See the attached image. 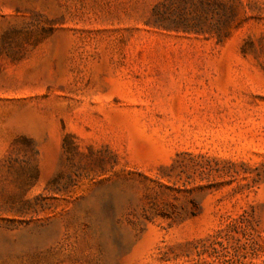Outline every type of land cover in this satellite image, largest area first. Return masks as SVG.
I'll return each instance as SVG.
<instances>
[{"label": "rangeland", "instance_id": "1", "mask_svg": "<svg viewBox=\"0 0 264 264\" xmlns=\"http://www.w3.org/2000/svg\"><path fill=\"white\" fill-rule=\"evenodd\" d=\"M0 264H264V0H0Z\"/></svg>", "mask_w": 264, "mask_h": 264}, {"label": "trees", "instance_id": "2", "mask_svg": "<svg viewBox=\"0 0 264 264\" xmlns=\"http://www.w3.org/2000/svg\"><path fill=\"white\" fill-rule=\"evenodd\" d=\"M163 20H164L163 17L158 16V18L155 20V22L157 24H159L161 27L166 28V25H164V23H163L164 21Z\"/></svg>", "mask_w": 264, "mask_h": 264}]
</instances>
